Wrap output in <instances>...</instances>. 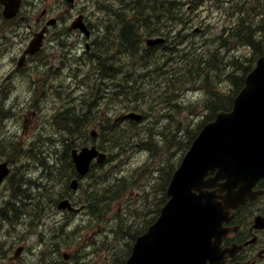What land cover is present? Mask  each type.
<instances>
[{
	"label": "rangeland",
	"instance_id": "374dc122",
	"mask_svg": "<svg viewBox=\"0 0 264 264\" xmlns=\"http://www.w3.org/2000/svg\"><path fill=\"white\" fill-rule=\"evenodd\" d=\"M126 1L127 0H118L117 7H111H113L114 11H116L118 10V7H122V2ZM181 2L182 4L179 9V20L175 18V20L173 19L167 24L165 21L157 25H151V28H158L161 33L162 29H168L166 33H169V37L165 46L171 47L176 44L175 46H177L179 51L184 56L187 54L193 55L195 52H199V50L208 54L215 52L218 55H223L224 58H221L222 61L220 62L222 66H224V62L226 64L229 60L228 58H225V52L231 57H239V59H241V61L244 63H248V61H253L256 59V52H264V28H262L260 35H258L256 39L258 41V48L255 50L251 45L240 43L237 35L225 36V32H223V30L226 31L229 27L232 29L234 28V30H236L238 27H241L242 32H245L243 30L244 24L248 25V27L252 23H257L258 25L263 26L264 0H181ZM241 3L245 5V8L243 10H237L234 6L238 7V5ZM162 4L167 3L162 1ZM167 7H169V4ZM86 15L89 16L92 24L96 25V31L93 34V40L95 41L98 39L99 42L103 43L104 47L101 48V45H94L88 53V56L85 54L86 49L84 47L83 41H80L79 45H74L72 47L70 42L71 35L69 34L68 38H64L65 46L56 47L54 44L55 49H53V51L49 49L44 54L39 56L40 59L36 60L37 63L35 61L32 63L33 70L30 72V79L27 80L24 79L25 71H20L18 76L13 70H11L13 63L10 61V57L12 55H9V53L4 55L5 48L1 46L4 42L2 39L4 33L0 14V109L2 108L3 104H5V106L7 104V107H15V104H17V110L22 107L24 110L30 111L32 109L30 108L31 99L39 107V110L37 111L38 114L36 118L33 119L30 129L27 132H25L23 129L22 113L12 112L10 119L7 121H4V119L0 118V153H6L9 151L10 147H7L5 143H2L5 139H15L17 133L19 134L18 138L23 139L25 143L20 148L25 147V149H30L32 146H34V148H38L35 150V152L32 150H24L20 154L13 164V172L10 176V179L6 182L4 188L0 190V209L2 207V210H0V222L3 223L5 220L7 221V226L2 232H0V257L2 258L8 250H12V252H14L19 244H25L28 247V250L24 256V259L17 264H25L27 262H38V264H40L39 261L42 257L47 255L50 256L52 254L49 252L44 241L51 239L53 234V229L56 223L54 222L55 219H53L54 216H52L53 211H49V207L51 206L50 199H54L58 195L49 196L54 193L53 188L49 189L52 186L43 189L36 185L33 191L44 193L47 196H39L37 193L36 197H32L31 192H26L20 194L19 198L13 197L8 199L11 194L9 188L12 186L15 193V187L18 186V184H21L20 180L22 176L28 177L26 174H28L31 168L34 167V162L26 161H28V157H30V160H35V154L40 153L39 149L42 148L43 142L39 141V138L42 136L43 132L46 142H52V145H49L51 151L54 150V146H61L60 150L62 151L63 146L69 151L72 149L67 144L63 128L58 123L53 122L52 113L57 110V113L62 112L61 110L64 111L66 106L74 107L68 114V117L71 118L74 116L73 121L76 123H74L73 126H76V129H81L80 133L76 134L75 137L69 136V143L75 146L88 141L87 133L83 131L84 123L93 114L96 115L95 113H97L98 108L103 103L97 104V101H94L92 98L87 100L82 97L85 94L91 95V91H94L95 88L101 83L99 79L100 75L98 74L101 70V66L99 67L96 57L91 56L98 52L103 53L104 56L112 55L115 53L114 51L116 49V43L114 40L102 38L105 35L104 28L106 26V17L102 12L99 15V12L96 8L86 13ZM122 28L120 27V32ZM172 34L177 36L176 39H172ZM220 36H225V38H221ZM226 40H228L230 47H232L229 51H227V47L224 45V41ZM178 41L181 42L179 43ZM67 44L71 45L72 51H74V49L77 47H82L84 51L80 54L81 57L71 53L72 55L70 56L75 60H65V50L67 48ZM165 46H159L155 52H164L163 48ZM124 53H120V55H123ZM171 55L172 54H170V56ZM213 55L214 54L211 56L212 58ZM145 58H150V55H146ZM116 61L117 59H114L113 61L114 66L116 67L115 75L119 76L121 75V69L115 63ZM128 61V68L133 72L136 71L137 67L135 63L131 62L133 61L131 56H129ZM165 62L166 61H162L161 63L164 64ZM44 63L45 66L41 67L40 65H44ZM157 64L159 65V63ZM50 66H53L54 71L48 74L47 71ZM155 66L156 63L154 64L153 75L156 74L157 68H155ZM211 70L213 69L211 68ZM101 71L108 75L107 71L103 69ZM223 72H225V70H223ZM235 72L239 73V71ZM112 73L113 71L111 74ZM119 78L120 77H118L117 80ZM157 78L158 77L153 76L154 80ZM108 79V76H103V80L107 81V83H110ZM117 80L116 83L118 84H121L123 81V79H119L118 82ZM29 83H31V87L37 86L35 94L31 87H27ZM43 83H45L44 86H42ZM50 83L57 87L52 88ZM128 84L130 85V90L132 92L136 94H142L145 98H149V101L146 104L148 107L147 118H145L140 123H129L122 127L119 126L118 130L116 129V132L111 131L108 133V131H105V137L99 142V144L104 145V149L109 151L108 153L112 161H109L103 167L98 168L95 174L100 176L106 171H117L118 173L123 172L121 173L122 177L124 175H130V173L133 172L134 176L131 177V182L134 183L129 184V187L126 188V192L122 198L103 206L105 208V213L100 219H92L91 216L86 217L87 215L85 214H80L79 216L69 215L68 218L63 217V215L60 213H56V215H60L62 218L60 222L61 226L63 228L67 227L64 230V234L61 231L62 227L59 226L58 228L59 236H63L57 239L63 243V250H66L67 252L74 250L81 252V255H84L83 250L85 247L96 244L95 250L98 251L102 256H108L107 264L113 263V257L116 256L117 252L120 253V243L114 240L115 238L111 233V230L108 232L109 236L106 237L105 230L112 227L111 225L114 220L123 221L126 223V226L131 224L138 228L143 227L145 220L151 218L153 215L152 209L156 208L158 199L160 200L162 197V188H164L165 185V181L162 176L163 171L161 172L160 170L157 176H154L152 172L146 178L145 169L144 172H140L141 167H144V163L147 162L152 165L156 164L153 168V170H155L159 162L163 160L159 153H155L153 149L149 148L161 143L163 144L161 150L162 153L164 151L169 152L172 155L174 154V156L171 157L175 158H177L180 154V149L177 148V145L171 142L169 143L168 140H165L164 143L161 139V128L164 126L162 124H164L165 119L164 113H176V115L179 116V121L182 119L184 121L190 120V127L193 128L192 125L197 124L198 120L205 111V106L200 102L202 98H200L198 94L189 93L187 99L191 100L192 102L188 106L182 108V111L178 112L176 109L167 104L165 96H167L166 94L168 93V88L165 87V84H162V86L158 88L157 92L161 90L164 91L162 94L163 98L161 97L162 100L159 101L156 100V98L153 100L154 96L148 92L149 88H146L144 84L140 83L132 85V81L130 80L128 81ZM111 88L114 89L115 85H112ZM59 89H61L63 93L60 94ZM75 89H77V91ZM95 91L97 92V90ZM12 92L15 93L14 96L17 95V97H14L12 100H7L6 98L10 96ZM99 93L101 94L100 91ZM169 93H172L171 89H169ZM152 94H154V92ZM107 95L104 98L99 99V101L101 102L105 99L104 101L107 102V110H103V112H108V110H110V117L113 119L119 114L123 113V105L124 103H128L129 99L126 97L118 99L119 95L115 92H110ZM154 95L157 96L158 93ZM73 97H76L74 102L71 101V98ZM172 98L177 99L175 96ZM7 113L9 114L10 110H7ZM56 115L57 119H60V115ZM60 124H65V121H60ZM161 125L162 127H160ZM183 125L184 124L181 122V124H176L174 129L171 128V126L169 127L173 130L177 129L178 132V127H181L180 130H182ZM94 127H97L96 123L91 124L89 129ZM50 133L58 136L55 141L49 140L51 137L49 136ZM150 133L154 134L155 140L148 144L141 143V140ZM122 134L124 135V139L126 141L124 145L125 148L124 150H116L115 147L119 145ZM187 135L188 132L185 131L182 136ZM108 138L110 140L114 138V141L111 140L109 142L107 141ZM32 139H36V142H34ZM142 148L145 151H143ZM45 155L46 153L42 151V153L38 156L41 158V156ZM124 159L126 160L124 161ZM165 160L167 164L170 163L167 158ZM116 164H119V166H115ZM35 173H39V170H36ZM41 174L42 172H40L39 176ZM61 177L64 176L58 175L56 178L59 180L57 181L56 186H53L54 188H56L61 182ZM91 180L92 179L88 177L86 182L83 183L81 191L77 195L78 200L86 198L87 194L85 192V188L86 186L89 187V185H91ZM120 180L121 179H118L117 181L119 182ZM146 181L152 182L149 190L142 189L143 186H145ZM26 186L27 185H25V187ZM140 192L144 201L147 199L145 204L141 200L139 201ZM116 194L118 193L116 192ZM87 197L90 198L91 196L87 195ZM6 199L7 202H5ZM53 206L56 210V206ZM15 209L21 213L19 221H16V219L13 217L15 214ZM38 215V224L37 220L35 225L33 223L30 224V221L37 218ZM22 217H24V221L21 222ZM85 219L87 220L86 222ZM88 220H90L92 223L88 224ZM40 222L43 224L41 228H39ZM0 228L2 229V226H0ZM94 231L96 234H91ZM121 238L122 237H120V239ZM125 245L126 243L122 242V248ZM109 248L116 249L117 251H106V249ZM54 250L55 249L52 248L51 251ZM92 251L93 249L87 250V252ZM0 264L4 263L1 261Z\"/></svg>",
	"mask_w": 264,
	"mask_h": 264
},
{
	"label": "water",
	"instance_id": "95a60500",
	"mask_svg": "<svg viewBox=\"0 0 264 264\" xmlns=\"http://www.w3.org/2000/svg\"><path fill=\"white\" fill-rule=\"evenodd\" d=\"M19 6V0H12L6 16H14ZM42 35L35 36L27 52L40 49ZM142 116L130 112L120 118L140 120ZM95 157L102 162L107 155L96 146L83 147L80 152L73 150L81 174L88 172ZM215 171L214 176L207 177ZM8 173V162H0V183ZM263 175L264 56L247 76L233 111L219 112L216 120L207 124L193 141L168 187L170 199L158 220L138 237L127 264H209L217 257L225 220V195L222 204L217 201V189L210 188L219 185L220 191L228 190L235 206ZM221 179L226 181L219 183ZM72 186L77 187L76 180ZM59 207L78 211L68 200L61 201Z\"/></svg>",
	"mask_w": 264,
	"mask_h": 264
},
{
	"label": "bare ground",
	"instance_id": "6f19581e",
	"mask_svg": "<svg viewBox=\"0 0 264 264\" xmlns=\"http://www.w3.org/2000/svg\"><path fill=\"white\" fill-rule=\"evenodd\" d=\"M131 1L132 0H130L128 3H130ZM143 1L145 2V8H144V10H142V12L144 14H145V12H148V11L149 12L158 11V10H160V8L163 9L164 6H167L169 4V7H167V11H169V13L174 16V20H175V18L179 20V17H180V11H179V9H180L181 4H182L181 0H143ZM162 1H165V3H167V4H162ZM117 4H118V0H107L106 1V4L100 5L97 8V11L99 12V15L102 12L104 14V16L106 17V21H105L106 22V26L104 28L105 35L102 38L103 39L114 40L115 43L117 44V49H115V51H114L115 53H113L112 55L104 56L103 53L98 52V53L92 55L91 57H94V56L96 57V59L98 60L99 67L101 66V70L103 69V70L107 71L108 78H109L111 72L114 69V63H113V61H114V58H113L114 55H117V58H118L117 65L122 70H124L125 68H128V66H127L129 64V61L128 60H129V56H131V58L133 60L131 62L135 63L137 69H136V71H134V72L132 71V72H130V73L127 74L128 81L129 80L132 81V85L133 84H140V83L144 84L146 86V88H149L148 92L151 95L154 96V98H153V100H154L156 98L155 95H154L155 92H156V90L159 87H161L162 84H165V77H162L163 75L161 74L162 75L161 78H157L155 80L153 79L152 81H149L146 77H147L149 71H153V68H154V64L155 63H156L155 68L158 67L157 63H159V61H156V62H153V63L152 62L151 63H147V62L151 61L155 57L156 53H153L151 51L154 48L158 47L161 44V41L160 40L162 39V35L164 33H166L168 31V29H162V33H161L158 28H156V29L155 28H151L148 25L142 27V25H140L139 23H137V24H134V26L136 27L135 28L136 29V32L134 34V35H136L135 36L136 39L134 40L135 42L132 44V43H130L128 41H125V39L123 38V34L124 33L122 31L120 32V27L121 28L123 27V25L120 24L121 23V17H122L120 15H122V14L116 15L115 11L113 10V7H117ZM111 6H113V7H111ZM234 7H236L237 10H243L245 8V5L243 3H241V4L238 5V7L237 6H234ZM155 9H157V10H155ZM126 13L128 14L129 12H126ZM87 17L89 18L88 15H87ZM140 17H141L140 15L137 16V18H135L133 21H136ZM76 18H78V17H76ZM151 19L153 21H155L156 20V16L152 15L151 16ZM79 20H80V22L85 23L82 20V17ZM97 20H98V16H97ZM90 23L92 24L91 21H90ZM252 24L253 25L251 26V29L253 30V36H254V38H256V37H258V35H260V31L262 30V27L260 25H258L257 23H252ZM92 26H93V34H94V32L96 31V25L92 24ZM223 32H225L224 33L225 36L237 35V38L239 40L242 39V35H238V33H240V32H238V31H236V30H234L232 28H227V30L226 31L223 30ZM69 34H71V32L69 30H67V32H64L58 38V41H56V43H55L56 44V47H63V46H65L64 38H68L69 37ZM63 35H66V36H63ZM126 35L128 36V34H126ZM225 36H223V37L220 36V37L221 38H225ZM167 37H169V33H167ZM246 39H248V38H246ZM248 41H250V40L248 39ZM92 42H93V44H92L93 46L94 45H101L100 46L101 48L104 47L103 46V43L102 42H99L98 39H96L95 41L92 40ZM135 43H136V46L134 47V44ZM85 44L86 43H84V47L86 49ZM74 45H76V44H72V47ZM245 45H248V44H245ZM66 46H67V48L65 50V60H70V61L71 60H75V59H73L70 56V55H72L71 53H73V51L71 49L72 48L71 45L67 44ZM133 48H135V49H133ZM169 51L170 52L172 51L173 54H176V56H182V57H184V55L179 51V49L177 48V46H173L172 48L169 49ZM124 52H126V53H124ZM120 53H124V54L123 55H120ZM85 54H86V52H85ZM153 54H154V56H153ZM146 55H150V58L146 59L145 58ZM10 61L13 63V67L11 68V70H13L15 72V74L18 75V73L20 71H25L24 79H27V80L30 79L29 78V76L31 75L30 72L33 70V65H32L33 62L32 61H31L30 65L27 66V67H23L20 64V62H19L18 59H17V61L16 60L14 61V56H11L10 57ZM15 64H16V67L17 68L15 67ZM28 68L29 69L32 68V69L30 71H28L29 70ZM101 70L98 73L100 75V78L99 79H100L101 83L95 88V90H97V92L95 90L94 91H91V95L85 94V95H83L82 98L87 99V100L89 98H92L94 101H97V104H100L99 103L100 102L99 99L104 98L110 92L118 93L119 90H121L122 92H126L125 96H128L130 98H134L133 97V93L134 92H132L130 90V85L129 84L125 85L123 83H121V84L115 83V88L114 89H112L111 86H106L105 85V81L102 82L103 76H104L105 73H103ZM53 71H54L53 66H50V68L48 69L47 73L50 74ZM209 71L211 73H213V71L211 69H209ZM158 75L159 74L157 73V74H155L153 76L154 77H157ZM236 82H238V85L237 86L233 85L232 82H231V80L229 78H225V79L219 80L215 86H217V90L218 91L219 90H222L223 92H225V96H226L228 94H236L237 92L240 91V89L242 87L240 79L238 78V80H236ZM201 83H202V80L201 81H197L195 83H192L193 85L188 90H184V92L181 90L182 92L179 95L178 99H180V106L182 108L188 106L192 102L191 100H188L187 99L189 93L190 94L191 93L198 94L199 97L202 98L200 100V102L204 105V102H205L206 98L210 97V94L207 93V90H206V88L203 85L201 86ZM44 84L45 83H43L42 86H44ZM51 86H52V88L57 87V86H54L52 84H51ZM27 87H31V83H29V85ZM165 87L167 88V86H165ZM36 88H37V86L31 87V89H33L34 94L36 92ZM75 90L77 91V89H75ZM152 90H154V91H152ZM59 91H60V94L63 93L61 89H59ZM99 91L101 92V94L99 93ZM153 92H154V94H152ZM14 94L15 93L12 92V94L10 96H8V97L5 96V97H7L6 98L7 100H12V99H14V97H17V95L14 96ZM109 95H107V96H109ZM135 95H136V98H145L142 94H135ZM75 100H76V97L71 98V101L72 102H74ZM128 101L130 102L131 100H128ZM37 102H38V100H37ZM32 106L30 107V108H32L30 110V112L37 113V111L39 110V107H38V110H36L38 105L35 104V103H33ZM205 107H207V106H205ZM73 108L74 107H72V106H66V108L64 109V111L61 110L62 112L57 113V111H58L57 110L54 113H52L53 116L55 115L54 117L52 116L53 122L58 123L60 125V121L63 120L64 115L65 114H69L72 111ZM106 113L107 112H103L102 111V114L101 115H99V114L96 115L95 120H98L99 118H101V116H104ZM56 114L60 115V119H57V115ZM166 114H168V116H170V112H165L164 113L165 118H167L166 117ZM94 116L95 115L93 114L91 117H89L85 121V123H84L85 124V132H86V127L88 126V123L90 122V120ZM145 118H147V114H146V117ZM93 123H94V121H91L90 124H89V126L91 124H93ZM61 125H63V124H61ZM115 127H112L111 125H106L105 131H108V133H110L111 131L116 132ZM137 129H139V128H137ZM152 136H154L153 133L147 134L141 140V143H143V144L150 143L152 141V139H151ZM111 140L114 141V138H112ZM111 140L109 138L107 139V141H109V142ZM125 143H126V141L124 139V135L122 134V136L120 137V143H119V145L117 147H115V149L116 150H124ZM78 145L79 144H77L75 146H78ZM99 146H100V148L104 152H106V153L109 152V151H107V150L104 149V147H105L104 145L99 144ZM119 146H121L120 149L118 148ZM142 150L145 151L143 148H142ZM38 155H39V153L38 154L37 153L35 154V161L40 162L42 159L39 158ZM27 159L30 160V157H28ZM125 160L126 159H124V161ZM155 165L149 164L147 162L144 163V167L143 168L146 171L145 178L153 171V168H154ZM115 166H119V164H116ZM96 171L97 170H95V168H94L91 171V174H90V178H92L93 182L95 183V184L93 183L94 184V187L95 186L96 187H95L94 192H92L90 194L91 197L90 198L88 197L87 207L84 210L85 212L82 213L83 215L84 214L87 215L86 217L91 216L92 219H95V218L100 219L101 216H103L104 213H105V208L103 206L111 203V200L113 198H115V197L120 196L122 194V192L127 187H129V184H133L134 183V182H131V179L125 178L124 176L121 177V173H118L117 171H115V172L106 171L103 175H100V176H98V175L95 174ZM12 172H13V166L10 168V173L12 174ZM40 176H42V175H40ZM37 177H39V175H37L36 177H34L33 180H36ZM118 179H121V180L118 182L117 181ZM26 181H30V177L29 176L28 177L22 176V178L20 180L21 185L24 186V183ZM92 187H93V185H92ZM116 192L118 194H116ZM103 198H104V200H103ZM14 211H15V214H14L13 217L17 221H19V217L21 216V213H19L18 210H16V209ZM53 212L54 213H60V214L63 215V217H68L69 218V215L66 213V211H65L64 208L57 207V210H54ZM86 221L87 220L85 219V222ZM54 222L56 223L55 224V227L59 228V226L61 225L60 222H57L56 220ZM90 223H92V222L90 220H88V224H90ZM42 226H43V224H39V228H41ZM111 226L112 227H110V230H111V233L113 235H119L120 233H122L123 231H125L127 229L126 228V223H124L123 221H119V220L112 222V225Z\"/></svg>",
	"mask_w": 264,
	"mask_h": 264
},
{
	"label": "flooded vegetation",
	"instance_id": "af4514ba",
	"mask_svg": "<svg viewBox=\"0 0 264 264\" xmlns=\"http://www.w3.org/2000/svg\"><path fill=\"white\" fill-rule=\"evenodd\" d=\"M21 1L22 6L19 14L13 20L9 21L12 22L10 24V28L15 32L16 28L21 25L20 22L26 25V32L28 33L24 41L27 38L30 39L34 33L41 29H46L48 31L46 37L47 41L51 39V36L53 34L57 33V41L64 32H67L68 29L66 28L69 27L68 25H71L76 17H78V19L82 17V20L87 24L89 28H91L92 24L90 23V20L87 17L86 13L92 11L97 7V5H101V3L106 0H39L37 6H35V3L38 0ZM40 6L41 8L38 9ZM4 7L5 5L0 0L1 11ZM53 18H56L57 21L53 20ZM49 21L53 24L48 25ZM70 35H73L77 40L74 42V44L79 45V41L82 39L81 33L77 30L72 31ZM92 44H85L87 50L86 55L88 56V53L93 47ZM27 45L28 42H24L23 44L19 45L18 53H21ZM113 58L117 59V62H115L117 64V55H114ZM15 60L17 61L16 56L14 57V61ZM34 61L36 60H33L32 62ZM115 70L116 67L114 66L113 73L110 74L108 79L110 83H107V81H105V85H115L118 77H120L119 79H123V84L127 85V74L132 71L128 68H125L124 70L121 69V75L116 76ZM104 76L107 77L108 75L104 74ZM102 82H104V80H102ZM30 103H32L30 105L31 107L34 103L32 99ZM36 110H38V106ZM63 121H65V124H60V126L63 128L64 134L69 133L71 134V136L75 137L76 134L80 133L81 129H76V126H73V124L76 123L75 121H73V117L69 118L68 114H65L63 117ZM67 125L70 126V131L68 132H66L67 130H65V127ZM83 131H85V124ZM68 140L70 141V137H68ZM69 146L72 148L73 145L69 143ZM64 157H66V154L64 155ZM40 162H42V160ZM95 170H98V168H95ZM41 182H46L44 176L37 177L36 180H32V183H30V181H26L24 183V186L20 184V194L30 192L32 186L33 188H35L36 185L41 186ZM93 183V180H91L90 184L93 185V187L89 188V195L95 190L96 186L94 187L95 183ZM25 185L27 186L25 187ZM56 188L62 190L60 195H63L68 191L67 188H64L60 185H57ZM261 188L264 189V182L261 184ZM38 194L39 196H47L41 192H38ZM31 195L32 197L37 196V194L32 191ZM57 198L58 196L54 199H50L51 201H49L53 204L55 202L57 203ZM53 204H51L49 210H55ZM227 226L229 227V232L225 236V240L223 242V247L225 248V264H264V195L256 199L254 202L247 203L237 211H234L233 218L227 224ZM21 246L25 247V245ZM88 249L90 250V246H88L86 250L84 248V255H80L81 253L73 250L69 251L68 255L66 256L64 255L66 253V250L60 248L59 251L54 250L55 253L49 257H46L45 260L41 262V264H99L100 257L91 255V252H87ZM19 258L20 259L18 262L24 259L23 256ZM3 262L5 264L4 260ZM25 264L29 263L27 262Z\"/></svg>",
	"mask_w": 264,
	"mask_h": 264
},
{
	"label": "trees",
	"instance_id": "16d2710c",
	"mask_svg": "<svg viewBox=\"0 0 264 264\" xmlns=\"http://www.w3.org/2000/svg\"><path fill=\"white\" fill-rule=\"evenodd\" d=\"M129 1L130 0L123 2V7L120 8L118 11H115V13H116V15L122 14V15H120V16H122L120 24L123 25V28L121 30L124 33L123 38L125 39V41H128L132 44L135 42L134 40L136 39L135 38L136 35H134L136 32V29H135L136 27L134 26V24L139 23L140 25H142V27L147 26V25L149 27H151L152 23H160L163 20L171 21L174 19V16L172 14H170L169 11H167V6L163 7L164 10L160 8V10H158V11H155V12H149L148 11V12H145V14H144L142 12V10H144V8H145V2L143 0H132L130 3H128ZM155 10H157V9H155ZM126 12H129V13L127 14ZM139 15L141 17L139 19H137L136 21H133ZM152 15L156 16L155 21H153L151 19ZM252 25L253 24H250L249 27H248V25H245V24L243 25V30L245 32L238 33V35H242V39L239 41L243 44H248V45L251 44L254 47L258 48V41L255 40V38L253 36V30L251 29ZM263 26H261V27L264 28ZM239 30L242 31L241 27ZM126 34H128L129 37ZM246 38H248L251 42L248 41V39H246ZM135 46H136V43L134 44V47ZM174 46H175V44H174ZM168 48L170 49L172 47H168ZM133 49H135V48H133ZM165 52H166V50L162 53H165ZM172 53L173 52L171 51L169 54H172ZM153 56H154V54H153ZM173 56L174 55L172 54L170 57H168L166 59V62L163 65H160L162 61H161V58L158 54L155 55V57L147 63H151V62L153 63L155 61H159V65L157 64L158 67L156 69V74L157 73L159 74L157 76L158 78H160L161 74L163 75V77H165V86H167V88H168V91H167L168 93L166 94L168 97L165 96V99L167 101V104L170 105L171 107H173L174 109H176L178 112L182 111V107L180 106V99H178L181 92L182 91L184 92V90H188L193 85L192 83H195V82L201 81V80H202L201 86L203 85L206 88L207 93L210 94V97L206 98V100L204 102V105L207 106V108H209V109L211 108L214 110V112H216L219 108H225V107L230 106L231 105V103H230V101H231L230 96L231 95L228 94L225 96V92H223L222 90L218 91L217 86H215V85L217 84V82L219 80H222V79H220V77H223V76H225V78H229L231 80L232 84L235 86L238 85V82H236V80H238V78H239L241 81V85H243L244 75L248 72L249 66L251 65V63H250L251 61L250 62L248 61V63H244L241 60H238L237 58H234V59L232 58V59L228 60V62L226 64L224 62V66H222L220 63L222 61L221 56L213 55V58H212L211 54H206L205 52H202L201 50H199V52H195L193 55L187 54L184 57L176 56V58H173ZM164 66H165V68H164ZM209 68L213 69L212 71L214 74L208 70ZM223 70H225V72H223ZM236 70L239 71V73H236L235 72ZM153 74H154L153 71H149L146 78L149 81H152L153 80ZM189 83H191V84H189ZM169 89L172 90V93H169ZM152 91H154V90H152ZM157 91H158V89L155 92V94L158 93V95L155 96L156 100H158V101L162 100L161 97H162V94L164 93V91L163 90H161L159 92H157ZM117 94L120 97L124 96V97L128 98L129 100H131L130 104H127L126 107H130V109H135V110L140 109L141 111H147L148 110L147 107H145L144 105L147 104V102L149 101L148 100L149 98H136V95H135L136 93L135 94L133 93L134 98H130L128 96H125L126 92H122L121 90H119ZM174 96L177 99H173L172 97H174ZM101 103H102V101L100 102V104ZM101 106H102V104L100 105V107ZM95 114L101 115L102 110L100 109V111L99 112L97 111V113H95ZM166 117L167 118L164 119V124H162L164 126H163V128H161V136H162L161 139L163 140L164 143H165V140H168L169 143L171 142V143H174L175 145H177V148H179L181 153L183 154L185 152V150L189 147L191 140L195 137L197 131H195V133L193 134V133H191L190 130H188L189 135H187V136L179 135L177 133V129L173 130L174 127H176V124H179V119H178L176 113L175 114L170 113V116H168V114H166ZM101 118H104V117L101 116ZM104 120H105L104 121L105 123H102V125H101V135H100L101 140H103L105 137L106 125H111L112 127L116 126L115 129H117V130L119 127V125L113 124L110 119H104ZM89 123H88V126H89ZM162 125L160 127H162ZM169 126H171V128H173V129H170ZM87 127H86V130H87ZM65 130H67L66 132L70 131V126L67 125L65 127ZM65 136H67L66 139H67V144L69 146L68 137L71 136V134L67 133V134H65ZM151 139L153 141V140H155V137L152 136ZM9 144L12 145L11 147H12V151L14 153H15V151L16 152L18 151V146L21 145V143L18 140H11L9 142ZM162 146H163V144L160 143V144L152 147V149L154 150L155 153H159V155L162 156L163 162H162L160 170H161V172L163 171L162 176H164L165 183H167L170 180L173 171L175 170V168L179 164L180 158L179 157H177V158L171 157V156H174V154L172 155L169 152L164 151L162 153L161 152ZM118 148L120 149L121 146H119ZM53 154H55V153H53ZM12 158L14 159V156H12ZM166 158L169 160L170 163L167 164V162L165 160ZM20 188H21V185L18 184V189L16 187L15 196H18V197L20 196ZM103 200H104V198H103Z\"/></svg>",
	"mask_w": 264,
	"mask_h": 264
}]
</instances>
